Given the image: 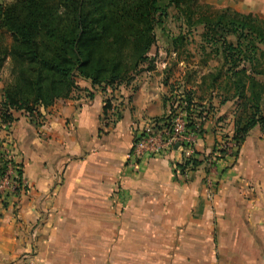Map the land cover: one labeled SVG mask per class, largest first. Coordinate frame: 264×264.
I'll return each instance as SVG.
<instances>
[{"label": "crops", "instance_id": "obj_1", "mask_svg": "<svg viewBox=\"0 0 264 264\" xmlns=\"http://www.w3.org/2000/svg\"><path fill=\"white\" fill-rule=\"evenodd\" d=\"M201 2L264 20V0ZM158 70L105 92L79 79L41 118L0 126V153L27 183L0 204V264H264V136L188 178L182 149L127 165L138 129L174 106ZM221 131L209 113L196 150L212 157Z\"/></svg>", "mask_w": 264, "mask_h": 264}, {"label": "trees", "instance_id": "obj_2", "mask_svg": "<svg viewBox=\"0 0 264 264\" xmlns=\"http://www.w3.org/2000/svg\"><path fill=\"white\" fill-rule=\"evenodd\" d=\"M171 11L175 26L168 29ZM0 31L12 39L0 47V71L9 61L12 76L1 92L0 126L10 128L17 114L41 118L55 102L72 97L79 79L103 92L132 84L156 69L160 31L167 56L179 60L197 37L198 70L209 72L193 71L187 82L198 77L221 103H237L232 158L253 129L264 133V20L252 13L201 0H0ZM110 108L106 100L104 119ZM177 108L185 113L187 133L202 137L209 111L198 110L188 93ZM208 159L194 150L176 171L194 172ZM9 164L0 153V177ZM16 175L15 192L0 194L4 208L24 189L20 169Z\"/></svg>", "mask_w": 264, "mask_h": 264}, {"label": "rangeland", "instance_id": "obj_3", "mask_svg": "<svg viewBox=\"0 0 264 264\" xmlns=\"http://www.w3.org/2000/svg\"><path fill=\"white\" fill-rule=\"evenodd\" d=\"M5 2H11L12 0H3ZM175 12L171 11L169 18L167 19L168 29L174 28V16ZM159 36V45H158V62L156 66L159 68L158 74H163L161 80L166 88L165 97L168 99L170 105L174 104L179 106L186 97V94H192L194 98V103L198 110L206 109L209 111L215 125L221 129L220 132L222 139L232 136V129L234 128V121L239 115L238 105L235 101L221 103V98L218 96L217 92L210 93L206 91L203 85L200 82L198 77H194V82H187V75L193 73V71H199L198 63L199 57L196 51V45L199 42V39L196 37L197 43H192L187 46L186 52L190 53L183 55L181 60H179L175 55L167 56L166 50L168 49L166 39L163 38L161 32L158 31ZM12 39L9 34H6L0 31V47H9L11 45ZM153 50L152 54H155ZM164 67V68H163ZM165 69H169L167 73ZM208 69H203L199 71V74L202 76L205 73H208ZM149 78L148 76L142 74L139 78V82H142L143 79ZM12 79L11 76V67L10 62L7 61L0 71V97L3 87L10 82ZM137 82V83H139ZM166 82V83H164ZM118 91V90H117ZM257 135L264 136V133L257 127L251 131Z\"/></svg>", "mask_w": 264, "mask_h": 264}, {"label": "built area", "instance_id": "obj_4", "mask_svg": "<svg viewBox=\"0 0 264 264\" xmlns=\"http://www.w3.org/2000/svg\"><path fill=\"white\" fill-rule=\"evenodd\" d=\"M186 125L185 113L174 105L165 121L154 120L143 128L138 129L131 150L127 156V165L131 168H136L142 161L156 155L168 153L176 145H179L178 149H182L187 153L186 157H189L196 150L198 137L194 134L187 133ZM185 145L188 146L185 147ZM234 151H236V144L232 138H221L215 154L209 157L206 162V168L209 173L214 167L216 157L223 155L232 158ZM17 170L16 166L12 164L8 165L7 171L0 177V194L15 192V189L18 187ZM209 173L205 178V185L208 195L211 197L214 194V185ZM189 175V171L183 174L186 178ZM22 185L24 189L21 190L25 191L27 189V183L24 180H22Z\"/></svg>", "mask_w": 264, "mask_h": 264}, {"label": "water", "instance_id": "obj_5", "mask_svg": "<svg viewBox=\"0 0 264 264\" xmlns=\"http://www.w3.org/2000/svg\"><path fill=\"white\" fill-rule=\"evenodd\" d=\"M178 148H179V145H176V146H175V149H178Z\"/></svg>", "mask_w": 264, "mask_h": 264}]
</instances>
